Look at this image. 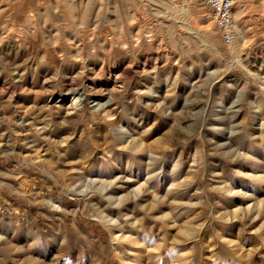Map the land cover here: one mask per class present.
<instances>
[{
	"label": "rangeland",
	"instance_id": "obj_1",
	"mask_svg": "<svg viewBox=\"0 0 264 264\" xmlns=\"http://www.w3.org/2000/svg\"><path fill=\"white\" fill-rule=\"evenodd\" d=\"M233 23L227 48L202 0H0V264H264V211L225 216L264 202V0Z\"/></svg>",
	"mask_w": 264,
	"mask_h": 264
},
{
	"label": "bare ground",
	"instance_id": "obj_2",
	"mask_svg": "<svg viewBox=\"0 0 264 264\" xmlns=\"http://www.w3.org/2000/svg\"><path fill=\"white\" fill-rule=\"evenodd\" d=\"M239 13V12H238ZM238 13H237V15H235L236 17H238ZM236 22V21H235ZM235 25H234V23H233V25H232V31H233V27H234ZM237 26V25H236ZM236 28V27H235ZM233 34H234V31H233ZM72 93H74V91L71 89L70 90ZM72 102L74 103V105H83V100H79V99H76V98H74L73 100H72ZM233 190H230L229 192H232ZM232 195L234 196V197H237L238 195H241L243 198H245V200H249V203H248V205L244 208V209H241V208H237V209H234V210H230V211H228L227 212V214L225 215L227 218H228V221H238V220H240V221H242L243 220V218H246V217H249L250 216V214H252L254 211H256V212H258V215H260L261 214V211H264V202H259V201H255L254 203H252L253 202V196H249L248 197V195H245V193L244 194H242V192L241 191H237V192H234V193H232ZM236 199V198H235ZM235 201V200H234ZM191 202V199L189 200V203L187 204L188 206L189 205H193L194 206V204H191L190 203ZM236 207V206H235ZM177 208V207H176ZM180 208V207H179ZM178 209V208H177ZM176 210V209H175ZM180 212L181 211H183L182 209H180L179 210ZM256 219V218H255ZM231 223H233V222H231ZM183 233L185 234V238L187 239V240H189L190 238H192L194 235H196V234H198V235H203V226L202 225H196L195 224V222H193V221H190V220H188V221H186L185 223H184V230H183ZM232 241V240H231ZM230 244H232V246H236V247H238L237 246V244L235 243V242H229ZM243 248V247H242ZM173 252V251H172ZM170 253V252H169ZM169 255V254H168ZM174 256V258L173 257H167V263L168 264H180L179 262V259L175 256V255H173ZM182 258V257H181ZM183 258H185V260H187V257H183ZM182 258V259H183ZM175 259H177V260H175ZM182 264V263H181Z\"/></svg>",
	"mask_w": 264,
	"mask_h": 264
},
{
	"label": "built area",
	"instance_id": "obj_3",
	"mask_svg": "<svg viewBox=\"0 0 264 264\" xmlns=\"http://www.w3.org/2000/svg\"><path fill=\"white\" fill-rule=\"evenodd\" d=\"M206 9L210 10L215 26L222 42L227 48L234 44L233 8L236 0H202Z\"/></svg>",
	"mask_w": 264,
	"mask_h": 264
}]
</instances>
